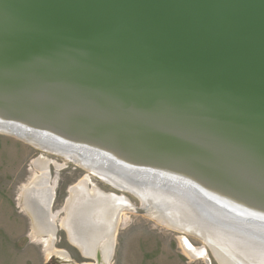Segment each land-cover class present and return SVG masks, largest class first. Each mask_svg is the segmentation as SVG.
I'll return each mask as SVG.
<instances>
[{"label": "water", "instance_id": "1", "mask_svg": "<svg viewBox=\"0 0 264 264\" xmlns=\"http://www.w3.org/2000/svg\"><path fill=\"white\" fill-rule=\"evenodd\" d=\"M0 84L3 121L42 131L61 148L93 151L136 186L174 185L209 227L226 221L264 246V169L241 172L217 155L220 147L204 151L179 137L186 130L264 155V0H0ZM41 91L52 94L42 100ZM47 100L66 101L71 109L59 116L76 119L81 133L47 121ZM91 103L116 115L99 117ZM124 114L168 124L171 144L149 137L142 146H161L154 148L168 158L132 160L110 145L144 138L121 123ZM211 154L219 160L212 166L195 160ZM208 172L239 178L247 206L222 203Z\"/></svg>", "mask_w": 264, "mask_h": 264}, {"label": "bare ground", "instance_id": "2", "mask_svg": "<svg viewBox=\"0 0 264 264\" xmlns=\"http://www.w3.org/2000/svg\"><path fill=\"white\" fill-rule=\"evenodd\" d=\"M8 88L10 89H8V92L10 93H17L19 96L23 95L21 94L22 92H19L16 89H12V87ZM38 94L41 98L45 96L48 97V95L52 93L48 91H41ZM41 99L43 100L44 98ZM70 99L68 97L65 100L70 103ZM65 102L61 101L59 102V105L56 101L47 100V112H50L48 115L51 116L47 121L54 123L55 126H61L70 129L75 133H81L79 128H77L72 123H77L75 122L77 121L76 119H67L63 116L61 118V116H59L61 112L60 110H64V108L71 109V107L68 106V104H66ZM51 103H53V105L55 106H59L60 108H53V105ZM90 105L94 107H91V109L99 117L106 118V113L109 112L113 115H116L107 110L106 107H102L100 104L91 103ZM125 115L127 114H124L122 116L123 121L121 123L124 125L126 124V126H130V128H135L139 133L138 135L144 136V138H133V140L125 139V141L120 140L121 142L113 141L110 143V145H121L122 149L120 147L115 148L120 150L122 153H125V157L126 155H128L130 157L129 159L132 160L138 158L141 160H150L148 158H145L144 156L154 157L158 160L163 159L162 157L168 158L167 155L165 156L163 154L164 152L157 151L154 148V146L163 148L161 146L153 144V146L151 145L152 148L143 149L145 151L142 150V146H144L146 143L149 144L147 142V138L149 137H155L163 144H171L172 141L170 139L175 138L167 134L165 131L169 130V125L165 124V126L162 127V124H158L152 119L147 120V118L141 117L139 118L140 120H138ZM148 119L150 118L148 117ZM66 123H72L73 127L70 124ZM25 126L26 125L22 122L9 123L0 119L1 133H5L28 144H32L33 146L41 150L60 154L70 161L76 163L77 165L85 168L86 170L97 174L103 180L110 182L109 184H111L115 188L128 190L131 192H133V189H135V191L137 192L136 195L140 198L142 205H149V216L151 218L170 228L197 234L198 237H200L205 243L208 244L212 252L214 251L213 254L215 255V257L217 256L219 264H264V246L259 245L256 239L245 237L243 234H241L242 232L240 233L234 231L236 229L234 227H230V225L226 223V221L221 222L217 226L212 225L211 227H209L210 224L207 225V223L203 221L204 219L198 216L199 212L195 206L193 207V205L188 203L187 201H183L182 203L178 201V198H176V194L178 192L173 189L176 188L174 185H170V188H164L161 185L136 186L132 183H129V181L126 180L125 177L116 175V173L112 172L106 165V163L94 156L95 153H93V151L90 153H85L82 151L69 150L63 147L61 148L59 147V145H54L55 143L52 142L54 140L48 137V135L44 132L37 131L31 128H24ZM185 131L186 130H181V132L183 133L179 134L181 135L179 136L181 137L180 139L190 142L191 145L201 147L204 151L205 149L214 150L217 147H220L219 149L224 153V155H217L228 157L230 159L233 158L232 160L235 161L236 164L242 166L239 167V171L241 172H250L256 175H260L258 174L259 169H264V155L257 156V153L253 151V154L251 152L249 153L243 146L240 147L239 145L237 146L231 143H223L218 139L213 138L212 136H202L205 137L202 138L200 135L198 136L197 134H189ZM85 133L87 134V136H90L86 131ZM184 133H186V135ZM189 136L202 139L203 141L201 140L202 142H197L193 140H185V137ZM90 137L88 138L90 139ZM137 150H139V152ZM150 150L152 151L151 154H147V151ZM173 151L175 152L176 150ZM91 156L95 159L91 158ZM204 156L205 158H207L206 160H202L201 158L195 159L196 162L198 161L199 163H202V167L212 166L210 164L212 160L219 162V160L216 159L213 154H211L210 156ZM46 163L48 164V162L42 158H39L34 163L35 167L39 170L40 175L35 176L34 179L28 185H26L24 189L22 188V197L24 196L23 201H25L26 203V211L31 214L30 216L33 219L34 231L36 232V234L39 233L38 235H40V233H45L44 235H46L47 233L53 234L55 230L53 222L51 221V217L49 218V220L47 219V211L52 197L53 186L50 187L46 185L47 182L44 183V179H46L47 181L48 178V174L46 176L45 172L47 168ZM206 176L216 183L214 184L212 181L206 178L209 182L212 183V188L215 189H212L211 192L214 193L216 197H219L222 203H239L244 207L247 206V202H242L239 198V194L241 192L239 189L241 187H238L240 185L237 184L239 182V178H235V181L237 182L233 183L225 180L224 178L211 175L209 174V172L206 174ZM238 177H240V175H238ZM86 183L87 176H84V178L77 184L70 187V196L66 202L67 204L65 207V218L63 220V226L67 230L69 238L75 244H77L83 252L89 254L95 252L96 260L97 262H99L101 258V255L98 252L99 247L100 249H102L104 256L106 255L107 258L112 252V236L115 231L120 213L126 210L135 212L133 210L135 207L130 206V203L124 196H116L113 194L104 193L95 186L89 188L87 187ZM261 183L262 185H264V181L261 180ZM217 184H220L222 186H217ZM241 194L243 193L241 192ZM209 208L213 212L217 211L216 206L210 205ZM200 210L203 211L202 209ZM224 215L226 216L227 214ZM185 245L187 247L186 249L191 251V254H194L195 256H202L205 253V250L203 248H200V250H196L189 245L188 247L187 244ZM61 257L64 258L67 256H65V253L63 252V255L61 254Z\"/></svg>", "mask_w": 264, "mask_h": 264}, {"label": "rangeland", "instance_id": "3", "mask_svg": "<svg viewBox=\"0 0 264 264\" xmlns=\"http://www.w3.org/2000/svg\"><path fill=\"white\" fill-rule=\"evenodd\" d=\"M39 158L48 162L44 183L53 186L47 219L51 217L55 230L46 235L34 231L33 219L22 197L26 185L40 175L34 164ZM84 176L87 187L124 196L130 206L147 209L145 213H120L112 236V252L107 258L99 247V262L95 252H83L63 226L70 187ZM109 183L60 154L0 132V264H219L214 251L197 234L155 221L149 216V205H142L136 193ZM185 244L196 250L203 248L205 253L195 256ZM63 252L67 257H61Z\"/></svg>", "mask_w": 264, "mask_h": 264}]
</instances>
